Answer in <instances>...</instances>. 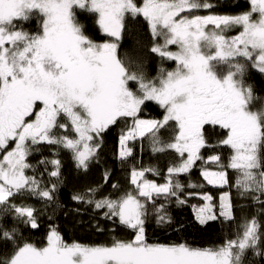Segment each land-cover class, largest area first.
Wrapping results in <instances>:
<instances>
[{
  "label": "snow or ice",
  "instance_id": "obj_1",
  "mask_svg": "<svg viewBox=\"0 0 264 264\" xmlns=\"http://www.w3.org/2000/svg\"><path fill=\"white\" fill-rule=\"evenodd\" d=\"M225 7L240 2L0 0V264L264 261V95L253 79L264 76V0L240 12L219 10ZM140 17L150 28L149 52L174 62L155 77L138 47L121 51L126 21ZM153 105L161 111L146 116ZM114 129L122 166L147 139L153 153L173 154L166 174L133 165L123 186L105 170L102 184L71 194L111 222L108 243H69L54 224L44 241H31L26 231L58 206L61 152L87 172ZM194 169L202 182L182 179ZM194 198L202 203L191 205L193 227L219 222L236 231L211 246L150 240L153 220L184 230L171 206ZM245 204L256 211L238 218Z\"/></svg>",
  "mask_w": 264,
  "mask_h": 264
},
{
  "label": "trees",
  "instance_id": "obj_2",
  "mask_svg": "<svg viewBox=\"0 0 264 264\" xmlns=\"http://www.w3.org/2000/svg\"><path fill=\"white\" fill-rule=\"evenodd\" d=\"M139 2H141V0H138V3ZM239 2V8L233 9L231 7H225L219 10L222 12H240L249 9L250 3L247 0H239ZM28 27L30 31H35V21ZM151 46L152 38L147 22L142 17L134 20H127L121 51L123 52L138 47L140 51L146 55L145 67L149 76L155 77L161 64L171 70V68L174 67V62H162L158 56L149 52ZM253 79L256 82L257 91L261 95H264V76H261L257 72ZM153 108L155 109L154 111L146 112L145 115L156 117L161 110L156 105H153ZM118 132V129H114L110 135L106 136L100 163L98 165L94 164L87 172L79 171L75 168L74 161L69 152H61L63 161L62 171L65 182L60 187L57 194L58 206L54 204L44 209L41 215V226L38 230L26 231L25 234L31 241L36 243L44 241L46 233L49 230V225L54 224L58 226L59 231L69 243L73 241L85 244L108 243L113 235L110 231V229L114 227L111 222L102 219L98 213L93 211L92 207L83 203L74 202L71 199V194L75 191L85 190L102 184L105 170L111 171L112 182H119L123 186H127V172L133 165L137 167L141 165L145 167H156L161 170L162 176L166 174V168L173 162V154L153 153L147 139L143 142L142 146L139 142L136 143L134 158L130 159L126 166H122L116 156L119 149ZM43 155L51 156V153L46 150ZM182 179H191V181L195 183L202 182L199 169H194L190 177H182ZM104 190L111 191L108 185H104ZM209 190L215 191V189H211L210 187ZM29 202L34 204L37 208H43L42 202L34 198ZM201 203L200 200L194 198L185 206L178 207L173 204L171 206V214L173 216L174 225L183 222L186 228L182 231H177L173 226L161 227L153 220L148 225V236L150 240L153 242L166 243L175 242L179 239L181 242L187 240V242L195 246H211L221 242L224 237L236 231V225H221L219 222H214L213 226L209 227L207 230L201 229L199 225L193 227L192 225L195 224V220L191 205ZM255 211V208L245 204L243 206V212H241L239 208L237 209V217L239 218L242 215L251 216ZM49 214H53L52 220L48 219ZM97 225L104 230L97 231ZM116 232L120 236L126 238L125 233L118 226L116 227ZM260 264H264V261H260Z\"/></svg>",
  "mask_w": 264,
  "mask_h": 264
},
{
  "label": "rangeland",
  "instance_id": "obj_3",
  "mask_svg": "<svg viewBox=\"0 0 264 264\" xmlns=\"http://www.w3.org/2000/svg\"><path fill=\"white\" fill-rule=\"evenodd\" d=\"M249 3H250V0H247ZM173 47V49H174V46H172Z\"/></svg>",
  "mask_w": 264,
  "mask_h": 264
}]
</instances>
